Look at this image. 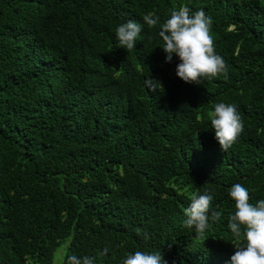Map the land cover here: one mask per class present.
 <instances>
[{
	"label": "trees",
	"instance_id": "1",
	"mask_svg": "<svg viewBox=\"0 0 264 264\" xmlns=\"http://www.w3.org/2000/svg\"><path fill=\"white\" fill-rule=\"evenodd\" d=\"M184 5L212 18L226 77L185 83L143 22ZM129 19L142 24L132 50L115 37ZM219 102L244 124L227 152L210 128ZM236 183L264 199V0H0V264L159 250L228 264ZM205 190L222 216L203 241L183 209Z\"/></svg>",
	"mask_w": 264,
	"mask_h": 264
},
{
	"label": "clouds",
	"instance_id": "2",
	"mask_svg": "<svg viewBox=\"0 0 264 264\" xmlns=\"http://www.w3.org/2000/svg\"><path fill=\"white\" fill-rule=\"evenodd\" d=\"M143 22L149 29L159 25L158 35L162 39L159 45L165 53V60L171 62L173 55L178 57L175 73L185 83L202 84L221 75L227 76V65L224 58L215 51V42L211 34L212 18L201 8L195 12L186 5L170 11L169 16L161 23L160 16L148 13ZM142 31V24L129 19L115 29L117 47L132 50L137 37ZM162 87L159 80L150 76L145 84L149 90L156 91V84ZM211 129L214 131L220 149L227 152L244 131V124L238 112V106L232 103L219 102L209 114ZM228 196L234 201V211L228 216L227 227L235 242V251L228 264H264V199L255 204L250 203L248 190L240 183L232 185ZM190 203L183 209L186 219L184 227L194 229L196 235L204 237L209 228V221L217 222L222 213L211 208L213 196L205 190L204 194L192 193ZM137 234L141 230L137 229ZM207 237H204L203 241ZM144 239H148L144 234ZM107 253L105 248L101 255ZM92 256L67 257L66 264H94ZM122 264H168L162 252L136 251L122 260ZM175 264V262H173Z\"/></svg>",
	"mask_w": 264,
	"mask_h": 264
}]
</instances>
